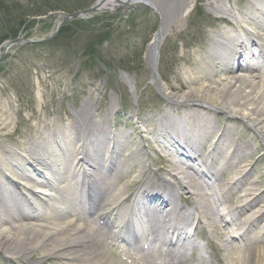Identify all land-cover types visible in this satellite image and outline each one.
<instances>
[{
	"label": "bare ground",
	"instance_id": "1",
	"mask_svg": "<svg viewBox=\"0 0 264 264\" xmlns=\"http://www.w3.org/2000/svg\"><path fill=\"white\" fill-rule=\"evenodd\" d=\"M137 1L132 2L138 4ZM118 5L117 1L109 0L102 8ZM214 9L220 14L218 21L225 25L210 37L206 45L201 65L209 71L201 77L196 75L198 78L187 79L184 93L172 96L170 92L172 103L184 110L179 116L165 112L155 133V142L169 155L174 152L166 140L170 146L178 147V150L182 148L178 151L180 157L173 156L175 160L171 162L176 173L163 169L173 178L160 174L157 180L160 171L153 170L151 164L141 159V149L129 159L119 160L120 149L129 135L110 130L101 120H92L89 117L91 105H86L82 112H76V124L82 125V131L87 130L89 134L72 131V125L67 129L70 134L59 133L52 137V145L47 143L40 147L33 144L26 148V154H10L7 159L0 160V177L8 179L3 183L4 188L0 183L3 199L0 197V251L7 259H28L30 252L40 250L44 257L63 258L67 264H113L115 261L116 264H135L131 259L135 254L130 255L123 249L118 252V260L113 258L105 234L98 230L96 223L81 222L84 221L81 212H90L92 217L98 215L99 219L117 220L114 230L125 238L127 244L130 238L151 234V231L159 243L161 239L165 240L160 239L153 227L133 226L130 214L122 208L129 184H120L115 175L136 173L132 166L138 161L140 173L148 169L143 188L152 186L173 193L168 198L162 193L157 196L162 204H166L163 212L168 213L164 219L170 228L186 231L182 220L189 223L191 215L196 212L214 223H227L220 227L221 243L209 263L198 259L191 262L185 258L168 264H264V251L255 249L256 243H264V190L259 191L261 180L254 178L257 171L254 165L248 164L246 157L256 148L251 141L237 142L240 133L237 128L243 129L245 124L264 144V65L258 62L264 58V0H249L247 7L241 6L238 10L221 4ZM167 30L168 27L162 24L160 38L151 41L148 51L154 68L151 82L160 90L169 88L155 74L158 59L154 55ZM252 47L258 48L259 52ZM123 75L127 81L131 79L128 74ZM199 79L204 82L201 84ZM131 86L134 87L132 82ZM87 106L90 108L86 109ZM218 111L229 115V127L220 129L215 121L219 117ZM83 112L88 116L85 117ZM181 127L198 133L186 136V140L183 137L181 142L174 135ZM92 144L95 146L90 153L87 147ZM98 155L101 157L99 162L95 161L97 157H91ZM4 168L10 171L12 178L5 174ZM231 173L232 178L223 181V177ZM194 175L204 179L209 177L214 185L198 180ZM177 190L184 191L186 199L194 195L196 212L185 211L186 207L177 203L174 195ZM157 197L146 194V198L152 201ZM86 203L93 209L88 210ZM219 205H225L226 211L219 212ZM25 208L28 211L23 213ZM230 224L239 236L240 245L227 234ZM254 229L250 238V231ZM135 257L140 259L141 255Z\"/></svg>",
	"mask_w": 264,
	"mask_h": 264
},
{
	"label": "rangeland",
	"instance_id": "2",
	"mask_svg": "<svg viewBox=\"0 0 264 264\" xmlns=\"http://www.w3.org/2000/svg\"><path fill=\"white\" fill-rule=\"evenodd\" d=\"M95 1L0 0V14L21 21L19 33L38 41L47 39L56 29L63 19L61 13L71 14ZM151 1L152 5L138 3L115 10H101L93 17L78 19L77 24L62 29L50 40L8 49L0 60L1 161L6 151H12V146L29 148L33 144H43L51 135L63 133L66 136L71 133L67 129L72 125V131L89 134L87 130L82 133L83 129L76 124V112L80 113L86 105H91L89 117L92 120H101L110 130L129 135L120 149L121 160L129 159L141 149L144 162L148 154L154 169H160L164 176L172 178L163 169L176 173L171 165L173 157L155 142L163 114L169 112L179 116L184 110L172 103L170 92L172 96H178L187 88V79L208 73V69L202 68L201 60L211 34L220 25V14L214 7L221 4L237 9L247 7L249 0ZM161 24L168 30L160 41L155 74L169 90H160L151 82L154 68L148 54L149 44ZM2 31L0 27V38ZM7 39L10 38L0 40V57ZM124 73L131 77L129 81L124 78ZM203 82L201 79L200 83ZM218 116L215 121L221 130L230 126L229 115L218 111ZM163 124L165 126V122ZM251 131L243 129L241 133L238 129L237 142L254 143L255 152L245 160L254 165L257 173L253 176L261 180L258 188L263 191L264 145ZM94 146L88 145L90 153ZM134 163L138 166L136 173H129L119 182L128 183L125 192L131 194L147 176L146 170L139 172L138 161ZM231 178L232 173L223 179L228 181ZM107 239L106 244H109ZM255 249L264 251V244ZM110 254L118 260V247L113 246ZM7 258L0 251V264H67L63 258L44 257L40 250L30 252L28 259Z\"/></svg>",
	"mask_w": 264,
	"mask_h": 264
},
{
	"label": "trees",
	"instance_id": "3",
	"mask_svg": "<svg viewBox=\"0 0 264 264\" xmlns=\"http://www.w3.org/2000/svg\"><path fill=\"white\" fill-rule=\"evenodd\" d=\"M8 14H11L12 13H8ZM0 27L2 28V32L1 33V38L0 40H4L8 37H16L19 33V30L21 28V25L23 23H21V21H17L15 18H8L7 17V14H5L4 16L0 14ZM78 22L75 21L74 24H77Z\"/></svg>",
	"mask_w": 264,
	"mask_h": 264
},
{
	"label": "water",
	"instance_id": "4",
	"mask_svg": "<svg viewBox=\"0 0 264 264\" xmlns=\"http://www.w3.org/2000/svg\"><path fill=\"white\" fill-rule=\"evenodd\" d=\"M119 2H121L122 4H129L131 3L133 0H118ZM141 1H146V0H141ZM99 9V5H96L94 7H91V8H88L86 9L85 11H78V12H75L73 14H70V15H66L63 23L67 22L68 20L72 19V18H75V17H78L80 15H83L84 13H87L89 11H92V10H98ZM34 41L32 40H26V39H23V38H18L16 40H8L6 42V45L3 49V53L0 57V60L4 57L5 53L7 52L8 48L13 45V44H18V43H32Z\"/></svg>",
	"mask_w": 264,
	"mask_h": 264
}]
</instances>
